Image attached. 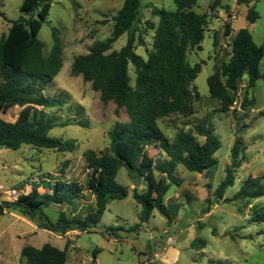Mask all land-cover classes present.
<instances>
[{"label": "rangeland", "instance_id": "obj_1", "mask_svg": "<svg viewBox=\"0 0 264 264\" xmlns=\"http://www.w3.org/2000/svg\"><path fill=\"white\" fill-rule=\"evenodd\" d=\"M213 0H198V13H210L206 35L201 50H190L188 61L191 65L203 64L202 72L193 86L200 93L194 98V114L182 116L174 114L158 121L164 134L173 141L179 131L192 132L203 143L205 139L195 131V125L204 119L214 129L221 140V148L216 153L218 165L208 173H191L182 165H177L175 177L179 185H172L164 203L170 219L155 210L146 223L141 222L142 207L134 199V194L148 190L146 178L133 177L126 168L119 170L117 181L128 189L129 195L123 200H113L108 204L101 223L92 232H80L59 237L47 230L37 229V220H29L18 210L6 209L0 214V264H20L21 251L25 246L42 248L45 244L64 250L67 249L66 264H264V221L252 222L257 208L264 207V197L252 200L232 201L249 178L264 175V80H259L246 100V88L235 97L234 104L225 110L220 101L211 98L208 78L229 62L232 53V38L242 27L250 30L253 41L264 46V0H222V8L210 12ZM24 0H0V41L7 34L12 21L21 16ZM52 4L50 14L44 22L39 40L45 43L44 54L51 52L54 40L53 29L64 45V65L58 76L45 89L49 98L63 99L62 108H41L56 122L85 121L87 126L69 125L51 130L52 137L64 141H74L73 152H58L48 148L23 145L18 150H0V205L16 201L12 191L29 193L34 185L44 183L41 192L47 189L44 181L61 180L86 185L89 171L84 154L87 151L109 152L108 132L118 123L129 121L125 109L117 115L116 104H103L100 93L93 89L92 83L85 82L82 76L71 74L74 58L86 55L96 40L111 36L114 17L122 8L125 0H49ZM225 6L230 8V17ZM176 11L174 0H142L141 29L149 20L154 24L159 18L152 14V8ZM250 8H255L260 18L256 23L247 21ZM221 10V11H220ZM37 13V12H36ZM235 17V18H234ZM231 24V36L224 34L225 24ZM154 31H145V46L136 45V51L148 59L152 49ZM127 34L115 44L119 51L127 43ZM216 38V43L214 42ZM264 72V61L261 64ZM129 74L135 86L136 74L130 65ZM192 88V87H191ZM22 108L13 107L0 116L14 122ZM243 141L239 159L242 165L236 169L235 184L229 188L224 198L218 201L215 191L226 176V168L232 163V148L236 141ZM155 161L166 162L169 158L160 149L150 146L147 149ZM157 179L162 175L154 171ZM135 179L140 185L135 187ZM41 182V183H40ZM264 185V180L262 181ZM84 203L76 199L70 204H52L45 213L55 222L61 211L69 216L84 218L96 208V202L87 194ZM225 199H229L226 201ZM141 224L138 231L132 228ZM109 227L116 228L115 235L104 233ZM207 242L202 248L200 242ZM100 250L97 257L94 251ZM156 256V257H155Z\"/></svg>", "mask_w": 264, "mask_h": 264}, {"label": "trees", "instance_id": "obj_2", "mask_svg": "<svg viewBox=\"0 0 264 264\" xmlns=\"http://www.w3.org/2000/svg\"><path fill=\"white\" fill-rule=\"evenodd\" d=\"M174 1L176 11L153 7L151 12L159 18V22L154 24L147 20L143 30L140 27L143 20L142 0H125L114 17L111 36L96 40L88 54L74 58L71 74L82 76L85 82L92 83L103 104H116L117 115L125 109L129 116L128 122L118 123L108 132L109 152L87 151L84 154L89 171L86 185L58 180L51 193H40L42 185H34L29 193L21 194L16 201L0 205V214L5 209L18 210L27 219L37 220L40 229L60 237L75 231L92 232L101 223L108 204L129 195L128 189L117 181L119 170L124 167L133 177L146 178L148 182L146 192L134 194V199L142 207L141 222H148L155 210L170 219L164 200L171 186L179 185L180 181L175 177L177 165L198 174L208 173L218 165L215 155L221 148V140L207 119L195 125L196 133L205 139L203 143L192 132L184 130L179 131L171 141L158 123L160 119L174 114L193 115V100L200 98L193 84L202 72L203 64L191 65L188 54L190 50H201L210 13L200 14L194 9L198 0ZM238 3L248 1L238 0ZM51 7L49 0H24L22 16L12 21L8 33L1 38L0 115L17 106L22 110L14 122L0 116V150H18L23 145H32L58 152H73L75 142L52 137L51 130L69 125H88L78 120L58 123L41 110L62 108L66 103L63 99L49 98L44 94L64 65V45L58 36V29H53L54 45L48 56L44 54L45 43L39 40ZM219 8H222V0H213L210 12L216 13ZM224 9L230 17L229 6ZM259 18L255 8H250L247 21L254 24ZM147 30L154 31V35L146 60L137 53L136 45H146L144 34ZM232 30L231 24L226 23L224 34L231 36ZM125 34L128 36L126 45L119 51L114 50V44ZM231 46L230 61L222 63L207 81L211 98L220 101L225 110L234 104L243 85L247 100L257 82L264 80V72H261L264 46L255 44L250 30L242 28L236 32ZM130 65L136 74L134 87L129 74ZM150 146L163 151L169 160L155 161L147 151ZM242 148L243 141L236 139L232 148V163L226 168V176L215 191L218 201L235 184L236 169L242 165L239 159ZM154 171L162 177L157 179ZM263 180L264 175L246 180L232 201L264 197ZM84 192L93 194L96 201L95 210L84 218L69 216L61 211L53 222L45 213L50 205L70 204ZM262 221L264 207L257 208L252 218V222ZM140 226L136 225L132 230L138 231ZM116 230L109 227L104 233L112 236ZM196 242H200L202 248L207 245L203 239L195 240L193 245ZM70 245L68 241L64 250L51 244H45L40 249L25 246L21 251L20 264H66ZM99 252L94 251L95 258Z\"/></svg>", "mask_w": 264, "mask_h": 264}, {"label": "crops", "instance_id": "obj_3", "mask_svg": "<svg viewBox=\"0 0 264 264\" xmlns=\"http://www.w3.org/2000/svg\"><path fill=\"white\" fill-rule=\"evenodd\" d=\"M221 11V10H220ZM233 29V28H232ZM240 29H242V27H240L236 32H238ZM234 31L232 30V33H233ZM58 180H56V181H54V183H52V181L50 182L49 180L48 181H44V182H46V184H45V186H47V189L46 190H44V192H41L40 190L41 189H43V186H44V183H41L40 185H42V187H40L39 188V191H40V193H45V192H49V193H51L52 192V189H53V187H54V185L56 184V182H57ZM91 194L90 192H84L83 193V195L79 198L80 200H82V202H83V204L84 203H86V202H84V197L87 195V194ZM92 195V198H93V200L90 202V203H95L96 201H95V197H94V195L93 194H91ZM62 206V205H61ZM5 211H6V209H5ZM71 216H76V215H71ZM38 230L40 229V228H38V227H36ZM78 233H80V232H78V231H75V232H71V233H69L67 236H70L71 234H78ZM60 237V236H59ZM156 257V256H155Z\"/></svg>", "mask_w": 264, "mask_h": 264}, {"label": "built area", "instance_id": "obj_4", "mask_svg": "<svg viewBox=\"0 0 264 264\" xmlns=\"http://www.w3.org/2000/svg\"><path fill=\"white\" fill-rule=\"evenodd\" d=\"M235 18V17H234ZM242 87H245V85H243ZM11 196L14 200L18 199V193L16 191H12Z\"/></svg>", "mask_w": 264, "mask_h": 264}, {"label": "water", "instance_id": "obj_5", "mask_svg": "<svg viewBox=\"0 0 264 264\" xmlns=\"http://www.w3.org/2000/svg\"><path fill=\"white\" fill-rule=\"evenodd\" d=\"M134 183H135V187H138L140 185L139 179H135Z\"/></svg>", "mask_w": 264, "mask_h": 264}]
</instances>
